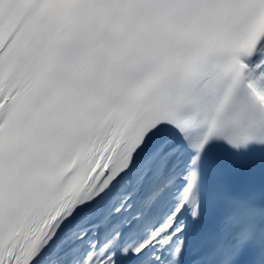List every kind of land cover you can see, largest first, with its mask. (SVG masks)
Instances as JSON below:
<instances>
[{
    "label": "snow or ice",
    "instance_id": "snow-or-ice-1",
    "mask_svg": "<svg viewBox=\"0 0 264 264\" xmlns=\"http://www.w3.org/2000/svg\"><path fill=\"white\" fill-rule=\"evenodd\" d=\"M0 264H264V0H0Z\"/></svg>",
    "mask_w": 264,
    "mask_h": 264
}]
</instances>
